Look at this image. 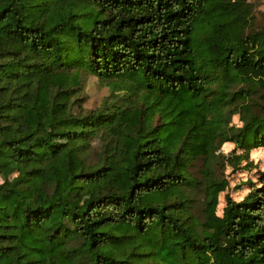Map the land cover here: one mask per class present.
Listing matches in <instances>:
<instances>
[{"label":"trees","instance_id":"obj_1","mask_svg":"<svg viewBox=\"0 0 264 264\" xmlns=\"http://www.w3.org/2000/svg\"><path fill=\"white\" fill-rule=\"evenodd\" d=\"M263 146L255 2L0 0V264H264Z\"/></svg>","mask_w":264,"mask_h":264},{"label":"rangeland","instance_id":"obj_2","mask_svg":"<svg viewBox=\"0 0 264 264\" xmlns=\"http://www.w3.org/2000/svg\"><path fill=\"white\" fill-rule=\"evenodd\" d=\"M257 4V7L264 10V0H249ZM263 23V22H261ZM110 95L109 86L104 82H101L98 77L90 75L85 85V98L84 107L87 110L96 109L100 107L105 98ZM126 117H119L109 129L117 132L118 129L124 124ZM233 123L240 124L239 116L233 117ZM94 145L98 146V143ZM235 145L231 143H225L222 146V152L226 156L234 154ZM242 151L237 150L236 153L240 154ZM260 170H264V146L258 149H252L247 160H242L237 166L233 165L230 161L224 162L219 171H224L229 185L224 187L220 192V204L218 205V213H222V208L225 205V197L231 195L236 200H241L250 190L252 184H256ZM2 179L0 178V182ZM91 189L85 192V195H89Z\"/></svg>","mask_w":264,"mask_h":264}]
</instances>
